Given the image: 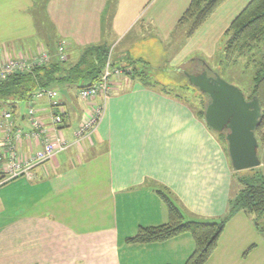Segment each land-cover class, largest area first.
I'll use <instances>...</instances> for the list:
<instances>
[{
  "label": "crops",
  "instance_id": "1",
  "mask_svg": "<svg viewBox=\"0 0 264 264\" xmlns=\"http://www.w3.org/2000/svg\"><path fill=\"white\" fill-rule=\"evenodd\" d=\"M251 1L227 0L188 38L179 21L191 0H0V60L29 59L43 44L49 63H57L61 45L65 57L107 45L113 68L121 71L106 102H89L91 112L78 115L72 131H65L70 113L59 93L67 139L73 140L104 103L101 122L90 141L35 170L34 181L13 180L10 217L0 195V264H184L189 259L195 249L189 234L153 244L127 240L142 227L169 222L158 191L170 192L188 220H219L236 189L235 171L218 136L172 95L173 89L163 87L178 85L159 84L163 77L150 73L164 55L181 67L192 62L194 51L211 56L212 45ZM36 14L47 19L46 41ZM37 108L49 125L48 103ZM13 114L18 125L30 129L27 110L19 105ZM28 147L21 149L27 153ZM206 264H264V238L252 216L232 217Z\"/></svg>",
  "mask_w": 264,
  "mask_h": 264
},
{
  "label": "trees",
  "instance_id": "2",
  "mask_svg": "<svg viewBox=\"0 0 264 264\" xmlns=\"http://www.w3.org/2000/svg\"><path fill=\"white\" fill-rule=\"evenodd\" d=\"M226 1L191 0L188 10L179 21V26L186 27L187 37H192ZM226 36L227 66L234 65L238 59L245 57H254L251 62H256L257 52L264 48V0H252L233 21ZM109 56L110 48L107 45L89 46L81 50L78 59L73 60L72 57L67 62L60 60L57 63L36 66L29 71L16 72L6 79L0 78V104L15 112L20 104L27 102L40 88H53L59 83H67L78 88L94 85L101 79ZM262 57L263 60L256 62L254 88L248 98L249 101L257 99L261 108L262 117L256 129L259 146L264 145V53ZM196 74L198 73H194ZM184 87L188 88L186 85ZM193 88L195 94L199 93L194 99L199 101L198 105L191 107L192 111L205 122L208 96L197 87ZM174 96L180 101L184 100L179 94ZM207 127L209 128L208 125ZM209 129L214 134L217 133ZM218 136L226 143V152L229 156L227 132L219 133ZM230 164L233 168L231 160ZM249 171L252 173L245 176H238L240 172L235 171L236 189L229 199L226 214L216 221L188 220L170 192L158 191L166 204L169 222L159 227H142L127 242L129 244L162 243L189 234L194 239L195 249L184 264H206L216 251L228 222L235 214L243 212L252 216L256 229L264 235V172L260 171V167Z\"/></svg>",
  "mask_w": 264,
  "mask_h": 264
},
{
  "label": "built area",
  "instance_id": "3",
  "mask_svg": "<svg viewBox=\"0 0 264 264\" xmlns=\"http://www.w3.org/2000/svg\"><path fill=\"white\" fill-rule=\"evenodd\" d=\"M60 58L66 60L64 45L60 46ZM0 63V78L6 79L16 72L29 71L36 66L50 62V55L44 49L31 58H4ZM121 71L113 68L108 59L104 73L94 85L79 89V97L83 101H94L102 98L104 102L111 95V83L114 77H119ZM46 101L50 110V124L46 125L39 115V102ZM28 105L27 120L29 130H24L17 124L13 112L5 111L0 120L2 138L0 142V185L19 178L28 181L36 179L35 170L52 161L58 155L67 152L73 146L84 141H90L96 132L104 110V103L95 109L92 117L84 120L75 132L73 140H69L62 133L66 111L60 100L59 93L52 88L38 89L26 102ZM28 145L29 152H23L21 146ZM33 148V149H32Z\"/></svg>",
  "mask_w": 264,
  "mask_h": 264
},
{
  "label": "rangeland",
  "instance_id": "4",
  "mask_svg": "<svg viewBox=\"0 0 264 264\" xmlns=\"http://www.w3.org/2000/svg\"><path fill=\"white\" fill-rule=\"evenodd\" d=\"M36 21L38 23V27L40 28V30L42 31V35L41 38L46 41V36L44 34V26L45 24H47V19L45 17V15L43 14H36ZM44 26H43V25ZM186 29V28H185ZM52 30V29H51ZM38 39V37H36ZM149 44L152 45L151 40H148ZM226 42H227V36H224L222 38H220L215 44L212 45L211 47V53L209 56L208 54H206V52H200V51H194L192 53V57L191 60L192 62H188L186 63V67L184 65V67H181V63L180 64H172L171 62L168 63L166 56L164 55L163 60L159 59L156 60V62L154 63V66L152 67V71H151V76L157 77V79H159L160 77H163L160 81L159 84H176L178 86H174V87H169L170 85H164V88H169V89H173L174 93L172 95H176L179 94L180 96L183 97V101H185L186 103H188L192 108L195 107L196 105H198V101H195L194 96L198 95L199 93L195 94L193 92L195 87L194 85H192L189 81V73L192 72V74L194 73H199L202 68H204V65L206 67H209L212 71H214L215 73H217L220 78L225 81L227 84L235 87L236 89H238L239 91H241L245 97L248 99L251 95H252V91L254 88V82H253V78L254 75L257 71V67H256V62L257 61H261L263 60L262 54L264 53V48L262 49V51L257 52V61L256 62H251L252 60H254L255 58H241L238 59L237 63H235L234 65L231 66H227L225 63V47H226ZM214 46V47H213ZM38 50H43L46 49V47L41 44L38 46L37 48ZM167 53V51H166ZM76 57L75 59H78V55H76L75 53L69 57ZM68 57V56H67ZM66 57V60L63 62H67L68 59ZM73 58V60H75ZM4 61L3 58L0 60V63ZM59 61V60H58ZM191 63V64H189ZM189 64V66H188ZM189 69V70H188ZM182 70V72H181ZM190 71V72H189ZM181 72V73H179ZM147 75V71L143 72ZM148 76L144 77V80H147ZM146 82V81H145ZM147 83H151V84H155L154 82H151V80L149 79ZM191 84V85H190ZM184 85L188 86V88H185ZM190 85V86H189ZM172 86V85H171ZM193 86V87H192ZM58 93H60V95L62 96V98L65 99L66 103H67V108L68 111L70 113V118L69 119V125L68 127L65 129V131H72L77 127L78 124V120H76V117L78 115H80L82 112H86L89 111L91 112V105H89L90 101H83L80 97H79V89L76 86H66V85H55L54 87ZM167 88V89H168ZM193 92V93H192ZM207 98V97H206ZM21 109L23 110H27L28 111V105L26 102H23L22 104H20ZM96 109V108H95ZM9 109L6 106H3L2 104H0V120H1V116L2 113L5 111H8ZM10 111V110H9ZM66 116H65V120H66ZM264 133V130H263ZM216 136L219 135V133H215ZM1 138H2V132L0 129V142H1ZM219 138V136H218ZM222 146L226 152V143L221 140ZM258 156L260 161L262 162V165L260 166V171L264 172V145H260L259 149H258ZM3 162H0V168L3 167ZM252 171L249 170H245L242 171L238 174V176H245V175H249L251 174ZM1 179V178H0ZM9 182V183H8ZM5 182L4 184L6 185H0V192L1 190H3V192L0 193V195L3 197V200L5 201L6 204V215L8 217L11 216L12 214V198H13V184L16 181H8ZM237 185V184H236ZM234 193V192H233ZM195 218H192V220H194ZM198 219V218H196ZM204 221V220H201ZM212 221V220H210ZM255 226V224H254ZM262 235V237L264 238V235L262 233H260Z\"/></svg>",
  "mask_w": 264,
  "mask_h": 264
},
{
  "label": "water",
  "instance_id": "5",
  "mask_svg": "<svg viewBox=\"0 0 264 264\" xmlns=\"http://www.w3.org/2000/svg\"><path fill=\"white\" fill-rule=\"evenodd\" d=\"M209 70L207 67L200 75H189L190 83L209 97L206 124L217 133L227 132L229 157L235 171L260 167L256 129L262 114L258 100L248 101L241 91L227 84L217 73H213L215 79H211Z\"/></svg>",
  "mask_w": 264,
  "mask_h": 264
},
{
  "label": "flooded vegetation",
  "instance_id": "6",
  "mask_svg": "<svg viewBox=\"0 0 264 264\" xmlns=\"http://www.w3.org/2000/svg\"><path fill=\"white\" fill-rule=\"evenodd\" d=\"M206 69H207V68L202 69L197 75L202 74ZM213 73H215V72H214V71H211V70H209V72H208V76H209L211 79H215ZM208 99H209V97H208ZM247 100H248V99H247ZM208 101H209V100H208ZM248 101H249V100H248Z\"/></svg>",
  "mask_w": 264,
  "mask_h": 264
}]
</instances>
